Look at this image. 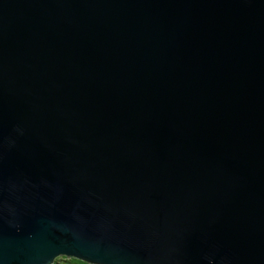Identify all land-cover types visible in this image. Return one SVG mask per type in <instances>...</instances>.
I'll use <instances>...</instances> for the list:
<instances>
[{"label": "water", "instance_id": "1", "mask_svg": "<svg viewBox=\"0 0 264 264\" xmlns=\"http://www.w3.org/2000/svg\"><path fill=\"white\" fill-rule=\"evenodd\" d=\"M264 264V0H0V264Z\"/></svg>", "mask_w": 264, "mask_h": 264}, {"label": "trees", "instance_id": "2", "mask_svg": "<svg viewBox=\"0 0 264 264\" xmlns=\"http://www.w3.org/2000/svg\"><path fill=\"white\" fill-rule=\"evenodd\" d=\"M56 260H58V259H56ZM64 261H65V263H68V264H85V263L78 261V260H75V259H64Z\"/></svg>", "mask_w": 264, "mask_h": 264}, {"label": "rangeland", "instance_id": "3", "mask_svg": "<svg viewBox=\"0 0 264 264\" xmlns=\"http://www.w3.org/2000/svg\"><path fill=\"white\" fill-rule=\"evenodd\" d=\"M65 258L63 257H60L58 258V260H56L53 264H68V263H65L64 261ZM84 263V262H83ZM86 264V263H85Z\"/></svg>", "mask_w": 264, "mask_h": 264}]
</instances>
